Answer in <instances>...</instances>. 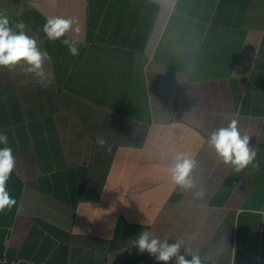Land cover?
Segmentation results:
<instances>
[{
    "label": "crops",
    "instance_id": "1",
    "mask_svg": "<svg viewBox=\"0 0 264 264\" xmlns=\"http://www.w3.org/2000/svg\"><path fill=\"white\" fill-rule=\"evenodd\" d=\"M0 15L51 73L0 66L17 201L0 264H165L132 245L140 231L201 264H264V0H0ZM55 16L78 22V55L44 34ZM233 121L258 169L209 145ZM178 154L196 161L191 189L171 179Z\"/></svg>",
    "mask_w": 264,
    "mask_h": 264
},
{
    "label": "clouds",
    "instance_id": "2",
    "mask_svg": "<svg viewBox=\"0 0 264 264\" xmlns=\"http://www.w3.org/2000/svg\"><path fill=\"white\" fill-rule=\"evenodd\" d=\"M75 25V28H74ZM26 25L23 21L10 25L7 16L0 15V66L13 70L17 66L27 65L25 71L34 74L41 82L50 79L51 73L45 70V63L48 54L41 51L38 42L34 37L29 36L25 31ZM47 39L50 41L59 40L66 45L71 55L79 54L78 40L68 38L69 32H79L80 28L75 18H64L60 16L49 17L42 28ZM96 143L101 148L110 150L107 141L98 137ZM208 143L213 147L217 155L225 164L233 165L234 171L241 172L250 165L259 168L257 161V151L249 146V137L241 136L235 121L227 127L215 130L208 138ZM0 144H8V136L0 133ZM16 166V158L10 147L0 148V213L5 210L11 211L17 201L11 197L7 191V181L10 179ZM196 167V161L188 158L184 154H178L175 164L171 168V179L176 184L185 189L194 187V180L191 176ZM132 245L138 246L139 252L147 251L157 261L167 264L175 258V264H201L200 258L196 254H191V259H186L181 254L182 243L169 244L167 241L161 242L152 236L148 231H140L138 238L133 240Z\"/></svg>",
    "mask_w": 264,
    "mask_h": 264
}]
</instances>
